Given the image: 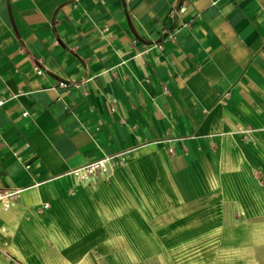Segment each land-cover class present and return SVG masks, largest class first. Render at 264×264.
Instances as JSON below:
<instances>
[{
  "label": "crops",
  "instance_id": "1",
  "mask_svg": "<svg viewBox=\"0 0 264 264\" xmlns=\"http://www.w3.org/2000/svg\"><path fill=\"white\" fill-rule=\"evenodd\" d=\"M0 97V264L264 258V0H0Z\"/></svg>",
  "mask_w": 264,
  "mask_h": 264
},
{
  "label": "built area",
  "instance_id": "2",
  "mask_svg": "<svg viewBox=\"0 0 264 264\" xmlns=\"http://www.w3.org/2000/svg\"><path fill=\"white\" fill-rule=\"evenodd\" d=\"M169 37L173 38L174 35L170 34ZM59 85L66 86L67 84L65 82H61ZM2 103H3V98L0 97V105ZM118 156L119 154L104 156L98 160L92 161L81 167L73 169L72 173L77 177L85 178L86 176L95 174L97 172H105L108 164L112 162L114 159H116ZM19 191H20L19 189H10V188L0 189V204L3 207V209H8L10 207L12 200L16 196H18ZM47 205H48L47 203H44L43 207H46Z\"/></svg>",
  "mask_w": 264,
  "mask_h": 264
},
{
  "label": "rangeland",
  "instance_id": "3",
  "mask_svg": "<svg viewBox=\"0 0 264 264\" xmlns=\"http://www.w3.org/2000/svg\"><path fill=\"white\" fill-rule=\"evenodd\" d=\"M3 246H5L4 244L2 245V246H0V252L2 253V256L4 257V260L6 259H10V258H8V256L6 255V253L4 252L5 250H4V248H3ZM0 253V254H1ZM256 264H264V258H260L257 262H256Z\"/></svg>",
  "mask_w": 264,
  "mask_h": 264
}]
</instances>
